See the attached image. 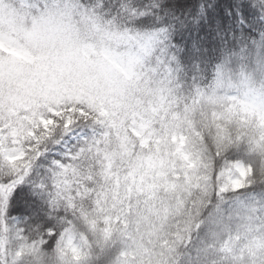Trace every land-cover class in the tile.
I'll list each match as a JSON object with an SVG mask.
<instances>
[{"label": "snow or ice", "instance_id": "obj_1", "mask_svg": "<svg viewBox=\"0 0 264 264\" xmlns=\"http://www.w3.org/2000/svg\"><path fill=\"white\" fill-rule=\"evenodd\" d=\"M0 264H264V0H0Z\"/></svg>", "mask_w": 264, "mask_h": 264}, {"label": "trees", "instance_id": "obj_2", "mask_svg": "<svg viewBox=\"0 0 264 264\" xmlns=\"http://www.w3.org/2000/svg\"><path fill=\"white\" fill-rule=\"evenodd\" d=\"M176 75L179 78V81L183 84L185 91L191 92L196 87L202 84V78L198 74V70L193 68L189 69L187 66H177L175 69ZM250 72H255L259 78L261 73L259 69H251Z\"/></svg>", "mask_w": 264, "mask_h": 264}]
</instances>
